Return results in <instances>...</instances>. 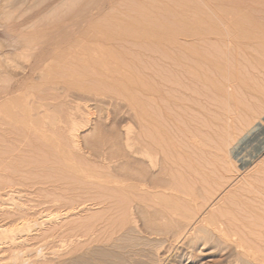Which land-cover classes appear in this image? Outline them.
Segmentation results:
<instances>
[{
    "label": "rangeland",
    "instance_id": "obj_1",
    "mask_svg": "<svg viewBox=\"0 0 264 264\" xmlns=\"http://www.w3.org/2000/svg\"><path fill=\"white\" fill-rule=\"evenodd\" d=\"M0 16V264H261L264 0H0ZM158 76L182 82L172 119Z\"/></svg>",
    "mask_w": 264,
    "mask_h": 264
},
{
    "label": "bare ground",
    "instance_id": "obj_2",
    "mask_svg": "<svg viewBox=\"0 0 264 264\" xmlns=\"http://www.w3.org/2000/svg\"><path fill=\"white\" fill-rule=\"evenodd\" d=\"M9 1V0H8ZM106 1V0H105ZM7 2V1H6ZM30 3V2H29ZM34 4V3H33ZM57 4V3H56ZM7 5V4H6ZM15 6V5H14ZM3 8V7H2ZM20 8V7H19ZM99 8V7H98ZM100 9V8H99ZM11 10V9H10ZM28 10V9H27ZM102 9H100V11H101ZM5 11V10H4ZM53 11V10H52ZM163 11V10H162ZM172 12V11H171ZM10 14V13H9ZM161 14V13H160ZM91 15V14H90ZM166 15H168V14H166ZM41 16V15H40ZM198 16V15H197ZM1 17V16H0ZM2 17H4V15L2 16ZM82 17V16H81ZM92 17V16H91ZM41 18V17H40ZM39 18V19H40ZM85 19V18H84ZM6 20V19H5ZM19 20V19H18ZM80 20V19H79ZM62 21V20H61ZM77 21V20H76ZM220 21V20H219ZM4 22V21H3ZM36 22V21H35ZM69 22V21H68ZM153 23V22H152ZM230 23V22H229ZM57 24V23H56ZM64 24V23H63ZM71 26V25H70ZM158 26V25H157ZM233 27V26H232ZM66 30V29H65ZM69 30V29H68ZM73 30V29H72ZM13 31V30H12ZM59 32H61V31H59ZM38 34V33H37ZM50 34V33H49ZM45 35V34H44ZM168 35V34H167ZM31 36V35H30ZM38 36V35H37ZM36 36V37H37ZM40 36V35H39ZM54 36V35H53ZM24 37V36H23ZM31 37H33L34 38V35L33 36H31ZM42 37H44V36H42ZM42 37H41V39H42ZM6 38V37H5ZM14 38V37H13ZM21 38V37H20ZM20 38H17V41H16V38L14 39V41H16V42H20V40H18V39H20ZM38 38V37H37ZM53 38V37H52ZM63 38V37H62ZM76 38V37H75ZM25 39H26V37H25ZM24 39V40H25ZM70 39V38H69ZM8 40H10V39H8ZM24 40H21V41H23V42H25ZM29 39H27V41H28ZM31 40V39H30ZM52 40H54V39H52ZM228 39H226V41H227ZM230 40V39H229ZM250 40V39H249ZM12 42H13V40H11ZM225 41V42H226ZM251 41V40H250ZM256 41V40H255ZM260 41H262V40H260ZM8 42V41H7ZM31 42V41H30ZM37 42H38V40H37ZM37 42H36V44H37ZM235 42V41H234ZM243 42V41H242ZM18 43H12V44H18ZM21 43L22 42H20L18 45L19 46H24L23 48H25V46L27 45H21ZM26 43V42H25ZM54 43V42H53ZM76 43V42H75ZM261 43V42H260ZM23 44V43H22ZM29 44V43H28ZM33 44V43H32ZM39 44V43H38ZM45 44V43H44ZM52 44V43H51ZM55 44V43H54ZM232 44V43H231ZM235 44H236V42H235ZM240 44V43H239ZM253 44V43H252ZM30 45H31V43L29 44V48L31 49V47H30ZM34 45H35V43H34ZM207 45V44H206ZM8 46H10V45H8ZM17 46V45H16ZM28 46V45H27ZM27 46H26V49H27ZM32 46V45H31ZM51 46V45H50ZM98 46V45H97ZM137 46V45H136ZM238 46V45H237ZM13 47V46H12ZM36 47V46H35ZM45 47V46H44ZM48 47V46H47ZM15 48H18V47H15ZM20 48V47H19ZM18 48V49H19ZM23 48H21V53L23 52L22 50H23ZM34 48V47H33ZM185 48V47H184ZM195 48V47H194ZM26 49H24V51L26 50ZM37 49H38V47H37ZM42 49V48H41ZM44 49V48H43ZM48 49H49V47H48ZM127 49V48H126ZM239 49V48H238ZM34 50H35V48H34ZM82 50V49H81ZM93 50V49H92ZM144 50V49H143ZM160 50V49H159ZM229 50V49H228ZM240 50V49H239ZM2 51V50H1ZM0 51V52H1ZM15 51V50H14ZM19 51V50H18ZM27 51V50H26ZM30 51V50H29ZM31 51H32V49H31ZM36 51H38V50H36ZM39 51H40V49H39ZM44 51V50H43ZM42 51V52H43ZM45 51H46V49H45ZM49 51V50H48ZM123 51H125V50H123ZM6 52H8V51H6ZM41 52V53H42ZM47 52V51H46ZM205 52V51H204ZM18 53V52H17ZM19 53H20V51H19ZM18 53V54H19ZM49 53V52H48ZM47 53V54H48ZM129 53V52H128ZM210 53V52H209ZM8 54V56L10 55V53H6V54H4V57L6 56ZM15 55H18V54H16V53H14ZM13 54V55H14ZM40 54V53H39ZM211 54V53H210ZM218 54V53H217ZM12 55V54H11ZM41 55V54H40ZM40 55H38V56H35V58L36 57H38V59H39V57H41ZM44 55V54H43ZM186 55L187 54H185L184 56L186 57ZM241 55V54H240ZM20 56H22V54L20 55ZM183 56V57H184ZM208 56V55H207ZM1 57V56H0ZM211 57V56H210ZM7 58V57H6ZM44 58V57H43ZM42 58V59H43ZM234 58V57H233ZM2 59V58H1ZM37 59V60H38ZM76 59V58H75ZM88 59V58H87ZM138 59V58H137ZM215 59V58H214ZM217 59V58H216ZM223 59V58H222ZM221 59V60H222ZM3 60V59H2ZM170 60V59H169ZM185 60H188V58H186ZM229 60V59H228ZM259 60V59H258ZM10 61V60H9ZM9 61L7 60V62L9 63ZM11 61H13V59L11 60ZM34 61H35V59H34ZM40 61V60H39ZM87 61V60H86ZM93 61V60H92ZM230 61V60H229ZM3 62H5V61H3ZM41 62V61H40ZM188 62V61H187ZM226 62V61H225ZM236 62V61H235ZM0 63H1V61H0ZM6 63V62H5ZM8 63H6V64H8ZM11 64H12V62H10ZM14 63H16L15 61L13 62V67L15 68V64ZM35 64V63H34ZM38 64V63H37ZM42 64V63H41ZM84 64V63H83ZM184 64V63H183ZM238 64H240V63H238ZM5 65V64H4ZM129 65V64H128ZM204 65V64H203ZM230 65V64H229ZM8 66H9V64H8ZM11 66V65H10ZM9 66V67H10ZM30 66V65H29ZM32 66H33V64H32ZM163 66V65H162ZM190 66V65H189ZM239 66V65H238ZM3 67V66H2ZM2 67H0V70L2 69ZM6 67H7V65H6ZM6 67L3 69V71L5 70V71H8L7 69H6ZM33 67H38L39 68V66H33ZM31 68V69H34V68ZM130 67V66H129ZM175 67H177V66H175ZM174 66H173V68L177 71V70H179V68H175ZM179 67V66H178ZM181 67V66H180ZM232 67V66H231ZM235 67V66H234ZM8 68V67H7ZM11 68H12V66H11ZM11 68H10V70H11ZM26 68H27V66H26ZM228 68V67H227ZM247 68V67H246ZM9 69V68H8ZM207 69V68H206ZM229 69V68H228ZM13 70V69H12ZM181 70H182V68H181ZM15 71H16V69H15ZM34 71H36L35 69H34ZM37 71H38V69H37ZM171 71V70H170ZM12 72H14V71H12ZM154 72V71H153ZM228 72V71H227ZM1 73H4V72H2L1 71ZM0 73V74H1ZM34 73V72H33ZM182 73V72H181ZM184 73V72H183ZM199 73V72H198ZM229 73V72H228ZM6 74H7V72H6ZM168 74V73H167ZM203 74V73H202ZM2 75V74H1ZM8 75H9V73H8ZM7 75V76H8ZM14 75V74H13ZM16 75V74H15ZM25 75V74H24ZM23 75V76H24ZM28 75H30V74H28ZM32 75V74H31ZM36 75V74H35ZM41 75V74H40ZM97 75V74H96ZM157 75H158V73H157ZM171 75V74H170ZM182 75V74H181ZM190 75V74H189ZM203 75H205V74H203ZM229 75V74H228ZM175 76V75H174ZM178 76V75H177ZM3 77V76H2ZM12 77V76H11ZM32 77V76H31ZM101 77V76H100ZM159 78H153V79H155V80H153V106H155V107H157V108H160V110H162V112H163V115H164V117L166 118V119H172V116H171V114L170 113H168L167 112V110L165 109V105H168V106H173V105H175L176 104V106H177V104H180L181 102H179L178 101V97L176 96V95H173V94H170L171 93V91H182V87L183 86H181V83L178 81V80H172V78L171 77H165V78H163V77H161V76H158ZM180 77H182V76H180ZM180 77H178V78H180ZM203 77H205V76H203ZM18 78V77H17ZM176 78V77H175ZM183 78H185V77H183ZM199 78V77H198ZM22 79V78H21ZM181 79V78H180ZM179 79V80H180ZM187 79V78H186ZM222 79V78H221ZM18 80V79H17ZM25 80V79H24ZM28 80V79H27ZM30 80V79H29ZM182 80V79H181ZM183 81V80H182ZM186 81V80H185ZM194 81V80H193ZM200 81V80H199ZM3 82V81H2ZM27 82V81H26ZM192 83V82H191ZM199 83V82H198ZM232 83V82H231ZM101 84V83H100ZM174 84V85H173ZM194 84V83H193ZM99 85V84H98ZM186 85V84H185ZM192 85V84H191ZM219 85H221V84H219ZM262 85V84H261ZM256 86V85H255ZM17 87H19V86H17ZM17 87H16V89H17ZM196 87V86H195ZM204 87H206V86H204ZM208 88V87H207ZM10 89H12V88H10ZM236 89V88H235ZM259 89V88H258ZM264 89V88H263ZM187 90V89H186ZM103 91V90H102ZM196 91V90H195ZM206 91V90H205ZM227 91V90H226ZM140 92V91H139ZM188 92V91H187ZM12 93V92H11ZM186 93V92H185ZM193 93H195V92H193ZM237 93V92H236ZM75 94V93H74ZM80 94V93H79ZM204 94V93H203ZM186 95V94H185ZM194 95V94H193ZM243 95V94H242ZM1 96V95H0ZM201 95H199V97H200ZM3 97V96H2ZM191 97V96H190ZM204 97V96H203ZM202 97V98H203ZM229 97V96H228ZM78 98V97H77ZM192 98V97H191ZM232 98V97H231ZM235 98H237V97H235ZM243 98V97H242ZM189 98H187V100H188ZM260 99H261V102L262 103H264V96H262V97H260ZM7 100V99H6ZM225 100V99H224ZM245 100V99H244ZM196 102V101H195ZM194 102V103H195ZM189 103H190V101H189ZM205 103V102H204ZM215 103V102H214ZM191 104V103H190ZM200 104V103H199ZM256 104V103H255ZM211 105V104H210ZM252 105V104H251ZM225 106V105H224ZM167 107V106H166ZM212 107V106H211ZM231 107V106H230ZM252 107V106H251ZM257 107V106H256ZM169 108V107H168ZM180 108V107H179ZM199 108H201V107H199ZM235 108V107H234ZM259 108V107H258ZM257 108V109H258ZM253 109V108H252ZM181 110V109H180ZM221 110V109H220ZM229 110V109H228ZM249 110H250V108H249ZM260 110H261V108H260ZM175 111V110H174ZM183 111V110H182ZM255 111V110H254ZM171 112V111H170ZM199 112V111H198ZM230 112V111H229ZM257 112V111H256ZM233 114V113H232ZM242 114V113H241ZM220 114H218V116H219ZM247 115V114H246ZM241 116V115H240ZM162 117V116H161ZM191 117V116H190ZM212 117V116H211ZM229 116H227V118H228ZM174 118V117H173ZM180 118V117H179ZM187 118V117H186ZM244 118V117H243ZM248 118V117H247ZM191 119V118H190ZM228 119H230V118H228ZM198 120V119H197ZM248 120H250V117H249V119ZM199 121V120H198ZM229 121V120H228ZM238 121H239V119H238ZM245 121V120H244ZM153 122H155V124L160 128V131H161V133H162V136H163V138H164V140H166L167 141V145H168V147L167 148H169V149H171V147H174L175 148V145H172L171 143V140H172V136L170 135V133L168 132V128H167V130L166 129H164V128H162V126L163 125H161L162 123L159 121V119L158 118H153ZM163 122V121H162ZM194 122V121H193ZM238 123V122H237ZM240 123V122H239ZM242 123V122H241ZM174 124V123H173ZM189 124V123H188ZM209 124V123H208ZM181 125V124H180ZM212 125V124H211ZM237 125V124H236ZM206 126V125H205ZM221 126V125H220ZM234 126H235V124H234ZM184 127H186L185 125H184ZM215 127H216V125H215ZM231 127V126H230ZM245 127V126H244ZM180 128V127H179ZM225 128V127H224ZM75 129H76V124L74 123V125H73V127H72V129L70 130L71 132H70V135H72L71 137H75V133H74V131H75ZM183 129V128H182ZM198 129V128H197ZM236 130V129H235ZM220 131V130H219ZM185 132H187V131H185ZM191 132H192V130H191ZM225 132V131H224ZM233 132V131H232ZM144 134V133H143ZM224 134V133H223ZM229 134V133H228ZM189 135V134H188ZM195 135V134H194ZM206 135V134H205ZM124 136V135H123ZM142 136V135H141ZM154 136H156V135H154ZM226 136V135H225ZM153 137V136H152ZM157 137V138H156ZM155 138H153V141L154 140H158L159 139V137L158 136H156ZM195 138H194V141H195V143H199V140H197L198 138H196V136H194ZM220 137V136H219ZM175 138V137H174ZM222 138V137H221ZM75 139V138H74ZM210 139V138H209ZM75 140H77V139H75ZM122 140V139H121ZM178 140V139H177ZM193 140V139H192ZM75 142V141H74ZM177 142V141H176ZM78 144V143H77ZM76 144V145H77ZM155 144V143H154ZM182 144V143H181ZM207 145V144H206ZM79 146V145H78ZM117 146V145H116ZM200 146V145H199ZM208 146V145H207ZM210 147V146H209ZM67 148V147H66ZM163 148V147H162ZM165 148V147H164ZM201 148V147H200ZM207 148V147H206ZM118 149V148H117ZM198 149V148H197ZM204 149V148H203ZM166 150V149H165ZM187 150V149H186ZM117 151V150H116ZM175 151V150H174ZM218 151V150H217ZM220 151V150H219ZM262 151V150H261ZM118 152V151H117ZM110 153V152H109ZM162 153V152H161ZM177 153V152H176ZM46 154V153H45ZM57 154V153H56ZM178 154V153H177ZM181 154V153H180ZM156 156V155H155ZM154 155H153V159L149 156V159H150V162L152 163V165H153V168H157V166H163V167H165V165L163 164L165 161H162L161 163L162 164H160V160L158 161V157H155ZM47 157V156H46ZM55 157V156H54ZM119 157V156H118ZM166 157V156H165ZM169 158V157H168ZM200 158V157H199ZM244 158V157H243ZM44 159H46V158H44ZM162 159V158H161ZM109 160V159H108ZM197 160V159H196ZM243 160V159H242ZM245 161H248L246 158L244 159ZM243 160V161H244ZM55 161V160H54ZM63 162V161H62ZM184 162H186L185 160H184ZM38 163V162H37ZM45 163V162H44ZM77 163V162H76ZM166 163V162H165ZM200 163V162H199ZM209 163V162H208ZM58 164V163H57ZM193 164V163H192ZM191 164V165H192ZM214 164V163H213ZM169 165V164H168ZM196 166V165H195ZM204 166V165H203ZM227 166V165H226ZM51 168V167H50ZM161 168V167H160ZM171 168V167H170ZM196 168L199 170V171H203L204 169L202 168V167H199V166H196ZM196 168H195V170H196ZM166 170H167V168H166ZM220 170V169H219ZM116 171V170H115ZM185 171V170H184ZM197 171V170H196ZM212 171V170H211ZM169 172V171H168ZM48 173V172H47ZM136 173V172H135ZM196 173V172H195ZM215 173V172H214ZM69 174V173H68ZM139 174H141V173H139ZM170 174V173H169ZM180 174V173H179ZM192 174V173H191ZM190 174V175H191ZM197 174H199V172L197 173ZM111 175V174H110ZM133 175V174H132ZM155 175V174H154ZM175 175V174H174ZM182 175V174H181ZM189 175V174H188ZM189 175V176H190ZM196 175V174H195ZM212 175V174H211ZM224 175V174H223ZM127 176V175H126ZM130 176H131V174H130ZM128 177V176H127ZM193 177V176H192ZM196 177V176H195ZM145 178V177H144ZM174 178V177H173ZM111 179V178H110ZM184 179V178H183ZM195 179V178H194ZM197 179V178H196ZM212 179H214V178H212ZM211 178H210V180H212ZM98 180H99V178H98ZM117 180V179H116ZM134 180V179H133ZM138 180V179H137ZM136 180V181H137ZM146 180H148V178L146 179ZM155 180V179H154ZM153 180V185H151V186H153V187H156L157 186V184H155V182H156V180L154 181ZM200 180V179H199ZM218 180V179H217ZM111 181H113V180H111ZM140 181V180H139ZM197 181V180H196ZM201 181V183L203 184V185H205L206 183H207V181H209V177H207V178H203V180L201 179L200 180ZM141 182V181H140ZM145 181H144V179H143V183H144ZM205 184H204V183ZM109 183V182H108ZM132 183V182H131ZM146 183V182H145ZM152 183V182H151ZM150 183V184H151ZM169 183V186H167L166 184V186L168 187V189L170 188V190H174V191H179V188H173L172 187V183L170 184V181L168 182ZM200 183V182H199ZM113 184V183H112ZM141 184V183H140ZM147 184H148V182H147ZM119 185V184H118ZM131 185V184H130ZM161 185V184H160ZM177 185V184H176ZM191 185V184H190ZM203 185H201V186H203ZM122 186H123V184H122ZM136 186V185H135ZM150 186V187H151ZM162 186V185H161ZM138 187V186H137ZM173 189H172V188ZM181 187H183V186H181ZM210 187V186H209ZM103 188V187H102ZM108 188V187H107ZM140 188V187H139ZM200 188V187H199ZM141 189V188H140ZM139 189V190H140ZM149 189V188H148ZM152 189V188H151ZM154 189V188H153ZM181 189V188H180ZM257 189V188H256ZM100 190V189H99ZM104 190H106L105 188H104ZM103 190V191H104ZM137 190V189H136ZM160 190H162V189H160ZM164 190V189H163ZM185 190V189H184ZM154 191V190H153ZM167 191V190H166ZM248 191H250V190H248ZM109 192V191H108ZM112 192V191H111ZM171 192V191H170ZM175 192V193H176ZM197 192V191H196ZM174 193V194H175ZM180 193V192H179ZM200 193H201V191H200ZM177 194V193H176ZM183 194V193H182ZM198 194V193H197ZM263 194V193H262ZM118 195V194H117ZM185 195V194H184ZM252 195V194H251ZM120 196H122V195H120ZM136 198L137 197H139V195L138 196H135ZM181 197V196H180ZM106 198V197H105ZM125 198V197H124ZM129 198V197H128ZM192 199V198H191ZM142 200H145V199H142ZM264 200V199H263ZM187 201V200H186ZM192 201V200H191ZM127 202V201H126ZM116 203V202H115ZM115 205V204H114ZM181 205V204H180ZM250 205V204H249ZM127 207V206H126ZM136 207V206H135ZM164 207V206H163ZM73 209V208H72ZM141 209V208H140ZM257 209V208H256ZM260 209V208H259ZM157 210V209H156ZM252 210V209H251ZM250 210V211H251ZM198 211V210H197ZM240 212V211H239ZM244 213H246L245 211H244ZM243 213V214H244ZM142 214V213H141ZM175 214V213H174ZM238 214V213H237ZM247 214H248V212H247ZM221 215V214H220ZM240 215V214H239ZM160 216V215H159ZM259 216V215H258ZM225 217V216H224ZM249 217V216H248ZM247 217V218H248ZM186 219H188V218H186ZM253 219V218H252ZM107 220V219H106ZM126 220V219H125ZM249 220V219H248ZM122 221V220H121ZM139 220L137 219V217L135 216V214H133V216L131 217V222L132 223H134V225L136 226V227H139V222H138ZM227 222H228V220H226ZM226 221L224 220V219H221V218H217V217H213V218H209V219H205L204 220V224H203V228L205 229V230H207V231H209V230H217L220 234H223V236H229V234H228V232L230 233V231H229V226H228V224L229 223H227L226 224ZM251 221V220H250ZM253 221V220H252ZM261 221H262V219H261ZM178 222V221H177ZM229 222H232V220L230 221L229 220ZM256 222V221H255ZM144 223V222H143ZM146 224V223H145ZM189 224V223H188ZM192 224V223H191ZM190 225V224H189ZM249 225V224H248ZM155 226V225H154ZM174 226H175V224H174ZM177 226V225H176ZM255 226V225H254ZM126 227V226H125ZM185 227V226H184ZM191 227V226H190ZM154 228V227H153ZM187 227H185V229H186ZM261 228V227H260ZM146 229V228H145ZM152 229V228H151ZM178 229H180V228H178ZM231 229V228H230ZM120 230H121V228H120ZM136 230V229H135ZM146 230H148V227H147V229ZM149 230H150V228H149ZM167 230V229H166ZM188 230H189V228H188ZM187 230V233L189 232ZM194 230V229H193ZM204 230V231H205ZM3 231H5V230H3ZM151 231V230H150ZM157 231H159L158 229H157ZM156 231V232H157ZM172 231H174V230H172ZM180 231L183 233L184 231H182L181 229H180ZM153 232V231H152ZM164 232V231H163ZM179 232V231H178ZM181 232H179V233H181ZM197 232V231H196ZM194 233V231H192L190 234L191 235H194L195 236V238H197L198 237V234L197 233ZM4 233V232H3ZM154 233H155V231H154ZM170 233V232H169ZM182 233H181V235H182ZM174 234V233H173ZM176 234V233H175ZM184 234V233H183ZM235 234V233H234ZM125 235V234H124ZM159 235V234H158ZM167 235V234H166ZM165 235V236H166ZM237 235V234H236ZM175 236V235H174ZM178 236V235H177ZM180 236V235H179ZM179 236L178 237H176V238H179ZM153 237V236H152ZM192 237V236H191ZM190 237V238H191ZM238 237V236H237ZM194 238V239H195ZM183 239V238H182ZM229 239H230V237H229ZM241 239V238H240ZM171 240H173V239H171ZM195 240H197V239H195ZM235 240V239H234ZM243 240V239H242ZM245 240V239H244ZM166 241V240H165ZM170 241V240H169ZM168 242V241H167ZM241 244H242V241H241ZM244 244V243H243ZM242 244V245H243ZM238 245H240L239 244V242H238ZM244 246V245H243ZM242 246V247H243ZM160 248V247H159ZM244 248V247H243ZM249 249V248H248ZM242 250V249H241ZM245 250V249H244ZM159 251V250H158ZM243 252V251H242ZM249 252V251H248ZM253 253H254V251H253ZM163 256H164V254H163ZM235 256V255H234ZM161 257V256H160ZM159 257V258H160ZM238 257V256H237ZM168 258V257H167ZM246 260H248L249 262H259V263H261V264H264V256L263 255H256L255 253L254 254H252V252H250V254H246ZM170 259V258H169ZM223 259V258H222ZM234 259V258H233ZM158 260V259H157ZM171 260V259H170ZM241 260H242V258H241ZM246 260H244V262L246 261ZM224 261V260H223ZM236 262H238L237 264H239V260H235ZM241 262V261H240ZM247 262V261H246ZM165 263V262H164Z\"/></svg>",
    "mask_w": 264,
    "mask_h": 264
}]
</instances>
